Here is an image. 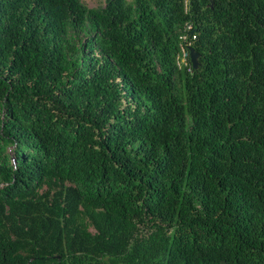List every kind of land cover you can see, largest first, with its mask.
I'll return each mask as SVG.
<instances>
[{
    "label": "trees",
    "instance_id": "obj_1",
    "mask_svg": "<svg viewBox=\"0 0 264 264\" xmlns=\"http://www.w3.org/2000/svg\"><path fill=\"white\" fill-rule=\"evenodd\" d=\"M0 264H264V0H0Z\"/></svg>",
    "mask_w": 264,
    "mask_h": 264
},
{
    "label": "built area",
    "instance_id": "obj_2",
    "mask_svg": "<svg viewBox=\"0 0 264 264\" xmlns=\"http://www.w3.org/2000/svg\"><path fill=\"white\" fill-rule=\"evenodd\" d=\"M191 27L189 25H187L184 28V31L187 32L189 31ZM188 35L187 33H184V35L181 37L182 40V44L180 45V49H179V54L177 56V65L179 68H183V67H188L187 64V55L189 53V49H190V42H188ZM192 39H194L195 37L192 35L191 36ZM190 70V69H189Z\"/></svg>",
    "mask_w": 264,
    "mask_h": 264
},
{
    "label": "rangeland",
    "instance_id": "obj_3",
    "mask_svg": "<svg viewBox=\"0 0 264 264\" xmlns=\"http://www.w3.org/2000/svg\"><path fill=\"white\" fill-rule=\"evenodd\" d=\"M89 8H101L105 4V0H81ZM132 2L133 0H127Z\"/></svg>",
    "mask_w": 264,
    "mask_h": 264
},
{
    "label": "water",
    "instance_id": "obj_4",
    "mask_svg": "<svg viewBox=\"0 0 264 264\" xmlns=\"http://www.w3.org/2000/svg\"><path fill=\"white\" fill-rule=\"evenodd\" d=\"M189 57H190V62H191V66L193 69H197L198 67V58L199 55L195 52V50L193 48L189 49Z\"/></svg>",
    "mask_w": 264,
    "mask_h": 264
}]
</instances>
